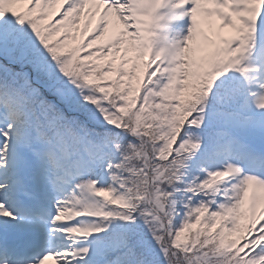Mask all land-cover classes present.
<instances>
[{
    "label": "snow or ice",
    "instance_id": "6c2138e0",
    "mask_svg": "<svg viewBox=\"0 0 264 264\" xmlns=\"http://www.w3.org/2000/svg\"><path fill=\"white\" fill-rule=\"evenodd\" d=\"M0 264H264V0H0Z\"/></svg>",
    "mask_w": 264,
    "mask_h": 264
}]
</instances>
